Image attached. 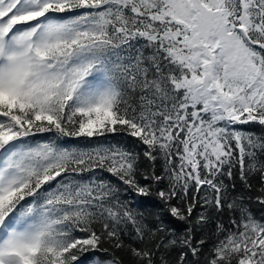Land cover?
<instances>
[{
	"label": "snow or ice",
	"instance_id": "1",
	"mask_svg": "<svg viewBox=\"0 0 264 264\" xmlns=\"http://www.w3.org/2000/svg\"><path fill=\"white\" fill-rule=\"evenodd\" d=\"M0 264H264V0H0Z\"/></svg>",
	"mask_w": 264,
	"mask_h": 264
},
{
	"label": "trees",
	"instance_id": "2",
	"mask_svg": "<svg viewBox=\"0 0 264 264\" xmlns=\"http://www.w3.org/2000/svg\"><path fill=\"white\" fill-rule=\"evenodd\" d=\"M245 127H250V126H245ZM256 131H259V129L256 128ZM105 175H107V174H105ZM255 211H257V213H258V210H255Z\"/></svg>",
	"mask_w": 264,
	"mask_h": 264
}]
</instances>
